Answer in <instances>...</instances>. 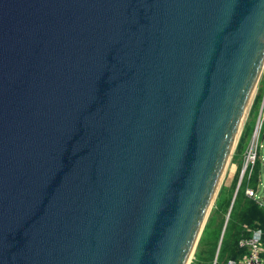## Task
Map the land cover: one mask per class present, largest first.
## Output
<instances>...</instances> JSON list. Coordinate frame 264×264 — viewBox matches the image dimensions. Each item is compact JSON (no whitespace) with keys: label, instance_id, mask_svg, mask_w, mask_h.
Segmentation results:
<instances>
[{"label":"water","instance_id":"1","mask_svg":"<svg viewBox=\"0 0 264 264\" xmlns=\"http://www.w3.org/2000/svg\"><path fill=\"white\" fill-rule=\"evenodd\" d=\"M263 64L264 0H0V264H188Z\"/></svg>","mask_w":264,"mask_h":264},{"label":"rangeland","instance_id":"2","mask_svg":"<svg viewBox=\"0 0 264 264\" xmlns=\"http://www.w3.org/2000/svg\"><path fill=\"white\" fill-rule=\"evenodd\" d=\"M263 91H264V65L262 66L260 73L257 77V80L254 84L252 94L250 96V100L248 102V105L243 114L242 120L240 122V127L238 129L235 142L233 143L232 148L226 159L222 177L219 182V186L210 203V206L206 214V217L204 219L199 236L190 254L188 264H192L195 261L196 253L200 251L202 247H206L204 242L206 240L213 238L211 237V232L212 230L214 229L216 230L217 228H219V226H220V231L218 233L217 239L220 241V237L222 235L224 225L228 218V214L226 216L228 206L225 209L219 208L218 201L220 198H222L221 196H224V197L233 196L234 197L235 192L238 188V184L240 183V181L238 182V180H239L240 170L243 164V156H244L247 144L251 138V133H252L255 121H256L258 111H259V105H260V101L263 95ZM258 95H260V101L255 102L254 98L255 96H258ZM263 108H264V104L262 107V111H263ZM263 115H264V111H263ZM261 132H264V118L261 120V124L259 128L258 139H259L260 146H258L256 150L257 158H255V161L253 163V167H252L253 172L248 181V185L253 187L258 193H261L263 189V186H261V183H264V136L261 137ZM239 139L241 142V146L237 147V141ZM245 175H247V170H244L243 175L241 177L242 180L240 179L241 180L240 188L242 186L244 188L245 180L243 177ZM257 178H259V181L257 180ZM234 189H235V192H234ZM218 192L220 193L218 194ZM234 208H235V205H234ZM229 210L230 208L228 209V213H229ZM262 210L264 211V208H262ZM254 220L257 222L259 219H254ZM223 222H224V225H223ZM243 224H247V223L242 222L241 226ZM201 264L203 263L201 262Z\"/></svg>","mask_w":264,"mask_h":264},{"label":"trees","instance_id":"3","mask_svg":"<svg viewBox=\"0 0 264 264\" xmlns=\"http://www.w3.org/2000/svg\"><path fill=\"white\" fill-rule=\"evenodd\" d=\"M255 102L260 101V95L255 96ZM241 146L240 139L237 141V147ZM241 181L238 184V188L233 197L228 213V218L224 225L222 235L220 237L215 264H223L227 258H235L239 256L243 249L237 246V239L240 235L245 233L241 224L247 223L250 226H263L264 223V211L259 208L253 200L246 197L243 193V186ZM221 192V190H220ZM218 192V194L220 193ZM218 201L219 208H227L230 197H224ZM235 205V208H234ZM254 219H259L257 222ZM220 231V226L216 230H212V239L206 240L204 243L206 247H202L195 255V261L192 264H211L213 254L217 244V236Z\"/></svg>","mask_w":264,"mask_h":264},{"label":"built area","instance_id":"4","mask_svg":"<svg viewBox=\"0 0 264 264\" xmlns=\"http://www.w3.org/2000/svg\"><path fill=\"white\" fill-rule=\"evenodd\" d=\"M263 111L261 116L258 114V117H256L251 138L243 156V164L240 170L238 182L240 181L244 170H247V176L250 175L255 158H257L256 150L259 146L258 135L261 120L264 118ZM261 186H263L261 193H258L254 188L247 185L243 188V193L245 196L254 200L259 206L264 208V183H261ZM242 228L245 233L238 237L237 246L242 248L243 252L235 258H227L223 264H264V225L263 227H260L243 224Z\"/></svg>","mask_w":264,"mask_h":264},{"label":"crops","instance_id":"5","mask_svg":"<svg viewBox=\"0 0 264 264\" xmlns=\"http://www.w3.org/2000/svg\"><path fill=\"white\" fill-rule=\"evenodd\" d=\"M264 136V132H261V137H263ZM258 144H259V146H260V143H259V139H258ZM252 172H253V170L251 171V173H250V175L249 176H247V175H245L243 178H244V180H245V183H244V187L247 185V186H250V185H248V181H249V179H250V177H251V175H252ZM241 180H242V178H241ZM240 180V181H241ZM257 180L259 181V178H257ZM251 187V186H250ZM253 188V187H252ZM247 197V196H246ZM233 200V199H232ZM252 200V199H251ZM253 202L259 207V208H261L262 209V207L261 206H259L254 200H253ZM232 203V202H231ZM263 225H264V223H263ZM261 227V226H260ZM263 227V226H262ZM218 245H219V242H218V244L216 245V248H215V251H214V254H213V258H212V261H211V264H215V257H216V253H217V249H218Z\"/></svg>","mask_w":264,"mask_h":264},{"label":"bare ground","instance_id":"6","mask_svg":"<svg viewBox=\"0 0 264 264\" xmlns=\"http://www.w3.org/2000/svg\"><path fill=\"white\" fill-rule=\"evenodd\" d=\"M263 104H264V97H263L262 104H261V110H260V114H259L260 116H261V111H262ZM188 260H189V258H188Z\"/></svg>","mask_w":264,"mask_h":264}]
</instances>
